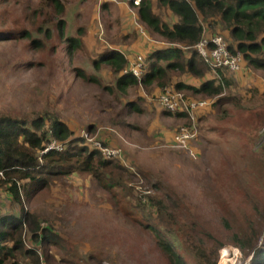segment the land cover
<instances>
[{
	"label": "rangeland",
	"instance_id": "374dc122",
	"mask_svg": "<svg viewBox=\"0 0 264 264\" xmlns=\"http://www.w3.org/2000/svg\"><path fill=\"white\" fill-rule=\"evenodd\" d=\"M61 2L64 10L59 13L43 0H0V31H32L38 43L33 45L29 38H21L22 33L11 40L0 39V114L57 117L77 136L92 127L90 137L122 150L129 191L133 190L139 200L129 196L120 202L114 189L102 186L89 175L74 173L65 176V180L50 182L23 205L29 213L40 216L42 226L52 227L63 246L79 251L81 264H165L163 250L148 227L165 225V211L202 212L203 208L210 209L209 197L211 201L230 200L228 190L232 188L216 181L215 170L225 163L230 171H241L250 163L242 154V140L232 130L249 126L251 136L258 135L255 147L264 142V123L256 127L249 123L259 121L264 113V68L245 66L235 74L223 70L232 76L235 85L225 88L221 96L231 97L232 101L211 105L200 113L197 125L194 124V137L187 147H179L173 143L172 135L184 122L164 114L165 110L157 104L161 86L145 87L140 83L120 91L115 87L111 69L105 64L95 68L93 64L100 52L117 49L126 59L141 55L145 67L147 53L170 44L150 35L138 20V31L133 28L136 16H128V0ZM152 6L161 20L170 25L177 21L158 0H152ZM125 15L128 21L124 20ZM200 22L205 36L220 33L231 43L222 22L215 18L213 22ZM140 28L148 37L139 35ZM80 69L97 81L78 76ZM169 73L171 81L166 84L171 86L177 81L197 85L214 75L207 72L197 77L178 70ZM216 99L217 96L210 101ZM5 191L0 189V211L17 212L20 205ZM151 198L162 202V207L154 205ZM234 209L242 211L243 207ZM175 215L172 214L174 221L182 224L181 214ZM252 215L245 220L256 224L260 245L264 216ZM168 226L178 227L171 222ZM25 239L34 245L29 237ZM223 245L238 247L244 257L251 252L228 242L216 251ZM51 249L58 254L63 252L53 245ZM180 251L186 250L181 247Z\"/></svg>",
	"mask_w": 264,
	"mask_h": 264
},
{
	"label": "trees",
	"instance_id": "16d2710c",
	"mask_svg": "<svg viewBox=\"0 0 264 264\" xmlns=\"http://www.w3.org/2000/svg\"><path fill=\"white\" fill-rule=\"evenodd\" d=\"M43 2L51 5L59 13L64 10L61 0ZM158 2L166 6L177 17V21L170 25L161 20L153 11L152 0H139L138 4L128 0L127 4L130 14L128 16H136L134 20L136 26L133 28H138L139 23L136 21L138 20L150 35H156L170 44L156 47L146 54L145 61L147 60L148 66L144 67L141 84L145 87L155 84L161 86L160 89L169 86L183 92L187 99L207 101L205 106L194 110V120L185 109L163 112L182 119L184 124L181 126L192 129V124L197 125L200 113L208 107L232 101L231 97H222L221 94L225 88L235 85L232 76L226 75L223 71L226 69L211 68L195 50L194 45L204 35L200 21L205 20L209 23L215 18L222 22L228 29V36L231 39V43L227 42L228 49L231 52L237 50L242 53L241 68L235 72L226 70L227 72L239 73L245 66L264 68V55H261L264 51V0H158ZM124 17H126L124 20L128 21L129 17L127 18V15ZM59 22L63 24V21ZM63 29L64 26L61 31ZM141 31L144 33L140 28L139 35L145 38ZM21 33L23 35L21 38H29L31 44H38L33 32L27 30L0 31V39L11 40L14 35ZM145 34L148 37L147 33ZM213 35L221 34H206L208 37ZM163 61L165 64L161 65L160 62ZM93 64L95 68L102 64L107 65L115 77V87L120 91L139 84L135 76L122 72L128 60L117 49H105L100 52L98 58L93 60ZM175 70L197 77L207 72H213L214 75L197 85L181 81L172 86L166 84L171 81L169 72ZM78 76L87 81H97L95 76L86 75L82 69ZM216 96L217 99L211 102L210 99ZM129 103L131 102L127 104ZM260 116L262 118L259 121L249 123H253L254 127L263 124L264 113ZM91 128L88 127V133ZM251 130L249 126L232 130L242 140V154L249 160V165L241 167V171L236 169L230 171L229 165L223 163L214 172V178L219 184L232 188L228 190L230 200L218 201L217 198H213L211 201L209 197L210 209L203 208L202 212L165 211L168 219H161L165 225L152 224L148 227L153 232L158 246L163 250L165 264H217L216 249L225 242L251 250V264H264V235L262 243L258 245L256 224L247 223L245 220L251 219L252 214L264 216V142L255 147L258 135L251 136ZM52 140L62 143V149H49L41 154V150ZM97 140L107 146L105 141ZM123 164V161L117 158L103 157L98 148L91 146L81 135L72 134L68 125L57 117L45 119L42 116L28 118L0 114V172L3 173L0 176V189L5 188L11 200L20 205L17 212L0 211V264H81L82 257L79 251L66 244L63 246L52 227L42 226L43 220L40 216L25 210L23 202L32 201L35 194L50 185V182L60 178L65 180V176L74 173L89 175L102 186L114 189L113 194L120 202L129 196L139 200L133 190L129 191L127 169ZM151 201L159 208L162 207V202L154 201L152 198ZM173 206L176 207L174 204ZM136 207L143 213L139 205ZM234 207H243V210L239 211ZM173 213L181 214L182 224L174 221ZM170 222L178 227H169ZM25 236L29 237L34 245L28 244ZM52 245L62 248L63 252L56 253L51 249ZM181 247L186 251H180Z\"/></svg>",
	"mask_w": 264,
	"mask_h": 264
},
{
	"label": "built area",
	"instance_id": "2783aa9c",
	"mask_svg": "<svg viewBox=\"0 0 264 264\" xmlns=\"http://www.w3.org/2000/svg\"><path fill=\"white\" fill-rule=\"evenodd\" d=\"M139 0H133L134 4H138ZM142 32V31H141ZM143 33V32H142ZM145 36V32L143 33ZM195 50L205 63L211 68H224L229 72L238 71L241 68L242 53L239 51L231 52L228 49L227 41L221 35H213L211 37L203 35L202 38L194 45ZM128 64L123 69V73H130L141 83V76L144 71V60L141 55H137L132 59H127ZM157 104L161 109L175 112L179 109H185L192 120H194V110L207 104L205 100L187 99L183 92L163 86L156 97ZM194 124L192 129L188 126H180L172 135L173 143L179 147H187L189 141L194 137ZM261 135L264 137V127H262ZM81 136L86 139L91 146L98 148L105 158H117L123 161L122 150L118 147H110L102 145L100 141L90 137L88 133L82 132ZM262 138V137H261ZM49 149H62V143L52 140L41 150V154ZM3 173L0 172V176ZM252 251L248 256H242L240 249L232 245H223L216 251L217 264H251ZM43 264V263H41ZM103 264H112L104 262Z\"/></svg>",
	"mask_w": 264,
	"mask_h": 264
},
{
	"label": "crops",
	"instance_id": "0c3cea01",
	"mask_svg": "<svg viewBox=\"0 0 264 264\" xmlns=\"http://www.w3.org/2000/svg\"><path fill=\"white\" fill-rule=\"evenodd\" d=\"M145 36V35H144ZM145 37H147V36H145Z\"/></svg>",
	"mask_w": 264,
	"mask_h": 264
}]
</instances>
